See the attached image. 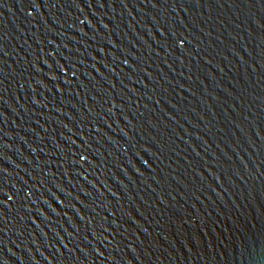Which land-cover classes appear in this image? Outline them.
I'll return each mask as SVG.
<instances>
[{"label":"water","instance_id":"obj_1","mask_svg":"<svg viewBox=\"0 0 264 264\" xmlns=\"http://www.w3.org/2000/svg\"><path fill=\"white\" fill-rule=\"evenodd\" d=\"M0 264H264V0H0Z\"/></svg>","mask_w":264,"mask_h":264}]
</instances>
